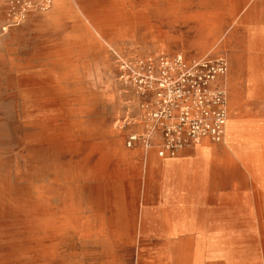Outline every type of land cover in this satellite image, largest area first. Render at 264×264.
<instances>
[{
    "label": "rangeland",
    "instance_id": "374dc122",
    "mask_svg": "<svg viewBox=\"0 0 264 264\" xmlns=\"http://www.w3.org/2000/svg\"><path fill=\"white\" fill-rule=\"evenodd\" d=\"M160 53L227 57L207 158L126 144L121 63ZM0 198V264H264V0H0Z\"/></svg>",
    "mask_w": 264,
    "mask_h": 264
},
{
    "label": "built area",
    "instance_id": "2783aa9c",
    "mask_svg": "<svg viewBox=\"0 0 264 264\" xmlns=\"http://www.w3.org/2000/svg\"><path fill=\"white\" fill-rule=\"evenodd\" d=\"M227 71L222 54L186 59L160 53L122 62L121 78L133 87L138 110L123 119L130 128L127 146L172 158L204 138L221 141L229 116Z\"/></svg>",
    "mask_w": 264,
    "mask_h": 264
},
{
    "label": "crops",
    "instance_id": "0c3cea01",
    "mask_svg": "<svg viewBox=\"0 0 264 264\" xmlns=\"http://www.w3.org/2000/svg\"><path fill=\"white\" fill-rule=\"evenodd\" d=\"M231 132L233 133L234 129L231 130ZM204 139H206V140L201 141V143L196 148L193 149V152L195 153L196 149H197V152L200 156H204V158H207V157H209L210 154H212L216 150V146L209 144L208 143L209 139H207V138H204ZM243 147L244 146L242 144H239V142L235 146L232 143L229 145L230 149H238V151H240V152L241 151L245 152L246 149L244 150ZM184 152H186V151H184ZM152 156L157 157L155 155L154 151H149V152H147V154L145 153L144 160H146L147 157L151 158ZM157 158H159V157H157ZM161 159H171V158H161ZM186 160H190V159H186L185 157L180 155L174 161H172L170 163H164L162 165H157V166H155V168H156V170L161 171V170H164V169H162L163 166L167 165V167H168V166H171L173 164H178L180 161H186ZM186 165H187L186 163H183L182 168L186 169L187 168ZM164 171H166V170H164ZM166 172H168L170 175H173L174 177H178V179H180V180H182V178H183V179L187 180L190 185H192V182H190V179H191L190 176L192 173H188L189 177H185V176H179L178 174H175V173L173 174L172 172H169V171H166ZM178 206L176 207V209H178ZM180 228H181V226L176 228L175 231L180 230ZM167 262H168L167 264H251L250 261H246L243 259L206 258V257H191V258H183V259H172V260H169ZM246 262H249V263H246Z\"/></svg>",
    "mask_w": 264,
    "mask_h": 264
},
{
    "label": "bare ground",
    "instance_id": "6f19581e",
    "mask_svg": "<svg viewBox=\"0 0 264 264\" xmlns=\"http://www.w3.org/2000/svg\"><path fill=\"white\" fill-rule=\"evenodd\" d=\"M50 2H52V0H50ZM227 122H228V120H227ZM227 122H226V126H227ZM226 126H225V130H226ZM203 140H206V139H202L201 141H203ZM201 141H199L197 144L199 145L200 143H201ZM203 149V148H202ZM209 153V152H208Z\"/></svg>",
    "mask_w": 264,
    "mask_h": 264
}]
</instances>
